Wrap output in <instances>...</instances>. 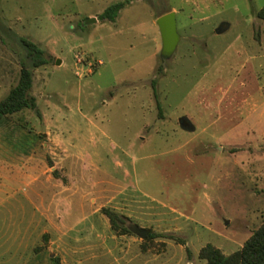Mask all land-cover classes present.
I'll return each instance as SVG.
<instances>
[{
	"label": "rangeland",
	"instance_id": "374dc122",
	"mask_svg": "<svg viewBox=\"0 0 264 264\" xmlns=\"http://www.w3.org/2000/svg\"><path fill=\"white\" fill-rule=\"evenodd\" d=\"M115 1L0 0V99L26 65L36 100L0 119V264H206L205 244L232 254L264 220V0H130L100 18Z\"/></svg>",
	"mask_w": 264,
	"mask_h": 264
},
{
	"label": "trees",
	"instance_id": "16d2710c",
	"mask_svg": "<svg viewBox=\"0 0 264 264\" xmlns=\"http://www.w3.org/2000/svg\"><path fill=\"white\" fill-rule=\"evenodd\" d=\"M129 1L118 0L109 4L99 13V17L113 20L119 10ZM257 15L264 19V5L257 11ZM21 40L33 66L46 62L43 56L44 50L41 47L27 38L22 37ZM31 86V71L26 65H22L17 83L10 88L5 97L0 99V119L23 108H36L35 97L29 94ZM103 212L108 216L114 231L122 233L131 230L124 216L119 212L109 207H104ZM151 236L152 233H149L148 237ZM199 257L204 259L206 264H264V220L252 231L241 248L234 253L226 255L220 248L207 243L200 249ZM50 259L52 264H60L57 255L51 256Z\"/></svg>",
	"mask_w": 264,
	"mask_h": 264
},
{
	"label": "water",
	"instance_id": "95a60500",
	"mask_svg": "<svg viewBox=\"0 0 264 264\" xmlns=\"http://www.w3.org/2000/svg\"><path fill=\"white\" fill-rule=\"evenodd\" d=\"M94 21L96 17L91 16L87 21ZM156 23L159 28L162 50L169 53L175 50L177 43L179 41V33L176 26V16L174 10H169L162 13L156 18ZM60 58H56V63H60ZM180 123L185 128H193L192 124L185 117L179 118ZM135 232L139 233L141 236H146L148 229L135 227L133 229Z\"/></svg>",
	"mask_w": 264,
	"mask_h": 264
},
{
	"label": "crops",
	"instance_id": "0c3cea01",
	"mask_svg": "<svg viewBox=\"0 0 264 264\" xmlns=\"http://www.w3.org/2000/svg\"><path fill=\"white\" fill-rule=\"evenodd\" d=\"M4 148H7V147L6 145L3 144V141L1 140L0 141V179L2 178L10 179L11 178V169L9 167L10 154H9V151L8 150L5 151ZM21 176L26 177L24 173L21 174Z\"/></svg>",
	"mask_w": 264,
	"mask_h": 264
}]
</instances>
